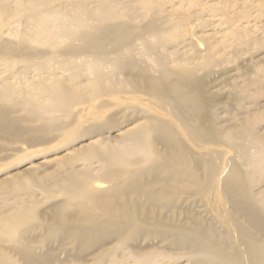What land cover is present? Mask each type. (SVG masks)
Returning <instances> with one entry per match:
<instances>
[{"label": "bare ground", "instance_id": "bare-ground-1", "mask_svg": "<svg viewBox=\"0 0 264 264\" xmlns=\"http://www.w3.org/2000/svg\"><path fill=\"white\" fill-rule=\"evenodd\" d=\"M213 1L0 0V63L14 75L0 77V152L82 142L50 170L44 160L0 179V264H63L60 251L105 264L125 248L143 264L172 250L194 264H264V188L254 174L264 172V55L256 74L232 80L238 104L249 101L237 117H222L215 90L226 48L258 43L244 24L264 0ZM8 19L23 26L5 32ZM120 89L149 104L124 99L122 116L97 122L104 115L94 110L112 103L93 100ZM86 102L96 122L81 127L85 108L70 122ZM40 192L63 199L40 211ZM201 202L215 215L199 212Z\"/></svg>", "mask_w": 264, "mask_h": 264}, {"label": "rangeland", "instance_id": "rangeland-1", "mask_svg": "<svg viewBox=\"0 0 264 264\" xmlns=\"http://www.w3.org/2000/svg\"><path fill=\"white\" fill-rule=\"evenodd\" d=\"M209 1L211 3L214 2L213 0H209ZM217 1H222L223 2V1H226V0H216V2ZM179 8H180V10L177 11L178 15L186 13V10L184 8H182V7H179ZM252 12H253V14H252L253 16L251 15L250 18H249L250 20L249 19L247 20V21H249V23H245L244 26L249 27L252 30L255 29L254 32L258 36V43H256V45L253 44V46L252 45L239 46V47L236 46L238 48H236L235 46H231V47L228 46L229 48L228 49L226 48V53L227 54L229 53L228 54L229 55L228 56V60L226 62L227 64L224 62V64L223 63L222 64L219 63L217 66H215V69H216L217 72H219V73L222 72L223 73V71H224V72H226L225 74H227V73L229 74V75L227 74L226 76L224 74V76H222V78L220 79L222 82L219 81L220 84L215 89L218 92V95L220 96V98L223 101L222 106L220 105V111H221L222 117L225 118V119H226V117L230 118V119L234 118V117H237L238 114H240L241 109H242L243 106L249 107V101L247 99H246L247 101L245 100V102H247V103H245L243 101L244 102L243 106L238 104V102L241 101L242 99L239 96H236V95L234 96L233 95V94H235V88H234V85H233L234 83L233 82H235V81L242 82L244 80L243 79L244 78L243 75L246 76V74L247 75L251 74L253 76L254 73L256 74V70H255V67H254V65L256 64V60L259 57L264 55V52H263L264 51V48H263L264 47V36H263L264 31L263 30L264 29H261V30L258 29V28L264 26V18H263L264 17V13L263 12H259L257 10L255 12V9H253ZM257 12H259L261 14H259ZM216 15L217 14H213L212 12H210V13H208L206 15V17L208 19L213 20V21L214 20L215 21L216 20L220 21L222 17L221 16L219 17V15L217 17ZM9 21H10V19L7 20V23ZM11 21L12 22L14 21L15 23L14 22L11 23ZM11 21H10V24L8 23V24L5 25V26H7V28H5V26H4V28H5L4 31L5 32H15V30L17 31V29H20L23 26V25H20L19 22H16L17 20H11ZM22 21H24V20H22ZM258 22H260V23H258ZM216 24H218V22ZM211 27H209V26L207 27L206 26L204 28H200L201 31L203 29L204 32H200L199 33V40L197 39L198 40V44H200L199 46H202V47L206 46V42H205L204 39L206 37H208L207 36L208 34L212 33V30H209V29H211ZM206 28H207V30H206ZM205 32H206V34H204ZM203 43H205V44L203 45ZM241 52H242V54H241ZM217 60H221V57L219 56V58H217ZM244 61H246V62H244ZM241 65L244 66V67L247 66V68L248 67L249 68L245 70V68L242 67ZM4 68L5 67H3V65L0 63V77H2V78H6L7 77V78L14 79L13 78L14 75L5 73ZM240 69H242V70H240ZM20 70H23V69H20ZM248 70H249V72H248ZM231 72L233 73L234 76H231L232 75ZM235 75H237L236 78H235ZM239 75L241 76V78L243 80L239 77ZM229 76H231V77H229ZM237 77L240 78V79L237 80L238 79ZM232 80H233V82H232ZM122 90L123 89L118 90L119 92L114 93V95L113 94L112 95H107V96L105 95L106 97L102 96V98L99 97V98H97V99H99V101H97L96 99L93 100L92 103L96 104V105H100L104 101L112 103V105H110V106L102 107V108L100 107L101 110L98 107L94 110L96 112L99 110L101 112L100 114L104 115L102 118L97 119L96 120L97 122H103L105 116H110V115L111 116H113V115L117 116L118 114L119 115L117 117L122 116V112H120V111H122L123 104H122V106L121 105L118 106L117 103L123 101L124 99L130 101V104L136 105V106L140 105V103L141 104H149V102L147 100L148 99L147 95H143V94H140L138 92L132 93L133 92L132 90L131 91H129V90L127 91L125 89L123 91ZM135 94H137V95H135ZM233 97L236 100H234ZM263 99H264V96L261 97V100L264 102ZM89 102H91V101H89ZM89 102H86L87 104L86 103H81V104H77L76 106H74L73 109H75V110H72V111H74L73 112L74 113L73 117H70V119L68 118L70 120V122L74 120L73 118H75V117H77V115H79V112H80V114H82V111L84 110V108H85L86 111L84 110L83 112H84V116L87 119V122L85 124H83V126H81V127H84L85 125L89 124L90 122L91 123L96 122L95 119L89 118L91 116V113H92V111L89 112V104H90ZM117 131H118V129H116V130L114 129L111 132V135L114 136L117 133ZM89 140H90V138L88 137L87 140L85 139L83 142H87ZM67 143L68 142H66V141H62V137H59V138L55 139L54 141L46 143L45 145L44 144L43 145H38V146L33 147V148L30 147L27 144H21L22 150L18 151V152L17 151H15V152L14 151H12V152L6 151L4 153L0 152V155L2 154L0 156L1 157L0 159H2V161L0 160V179L2 177H5V176L13 174V173L22 172L31 163L38 164V163H40V162H42L44 160H52L53 158H59L66 151L71 150L72 148H74V146L77 147L82 142L74 144L73 146L71 145L72 147L71 146H69V147L67 146L66 149H65L64 146H66ZM61 144H63V145H61ZM58 149H60V151L56 152V150H58ZM220 149H223L224 152L226 151V153H225L226 157L237 159L240 163H242L243 166L244 165L245 166L248 165V162H247V164H245V163H246V161H249L250 157H248V156L239 157L240 155L238 154L236 149H234V148H232L230 146L223 145L222 147H220ZM7 152H8V154L10 153L11 155L9 154L7 156L6 155ZM30 152H31V154L34 153L33 155L35 156V157L32 158V160L28 159V158H30V156H29ZM21 154H23V155H21ZM2 157H5V158H2ZM26 158H27V160H26ZM243 159H245V161H243ZM52 161L50 163H48V164L42 165L41 168L47 166L45 169H49V170L52 169L55 166L54 160H52ZM42 169H44V168H42ZM254 174H255V176H257L256 182L258 181L257 183H255L256 190L258 191L261 188L263 189L264 188L263 187L264 186V178H263L264 177V172L258 171V173L254 172ZM61 199H63V196L60 195V194L56 195L53 199H47L45 197V195L40 192L39 193V201H40L39 208H40V211H44L51 203H53L55 201H59ZM208 204L209 203H206V202H201L200 204L198 203L196 209L199 212H201V211H202V213L204 212L203 215L208 216V214H209V216H210L211 213L214 212L213 210H211V209H214V206H213V204L211 205V203L209 204V206H208ZM210 211H212V212H210ZM214 215H215V212H214ZM179 218H181V217H179ZM137 245H139V246H141L143 248H148V243H147L146 240H140L137 243ZM162 246H164V245H162ZM121 250H123V251H121ZM121 250L120 251L118 250V251L114 252L110 257H107L105 259V264H143L141 262L139 263V261H138L139 258H137L138 255L135 254V251L130 250L129 248H125V249H121ZM166 251H168V250H166ZM175 251L176 250L168 251L167 253L165 252V255L166 254L169 255V257L167 255L166 256L164 255V257L160 256L159 258H157V260H155V262L153 261V262H151L149 264H190V262H191V264H194V262H193V261H195L194 259H193V261H189V259H188V257H186V255L184 256V254L179 253L178 251H176V252ZM89 254H90V252L89 253L88 252L84 253V254H82V257H81V254H77L76 252L75 253L73 252L70 255V253H68V252L60 251L59 252L60 259L59 260H61L63 262V264L64 263H66V264H83V263H86V261L88 262V261H90L93 258V255H91L92 253L90 255ZM81 258H82V260H81ZM195 264H197V263H195Z\"/></svg>", "mask_w": 264, "mask_h": 264}]
</instances>
